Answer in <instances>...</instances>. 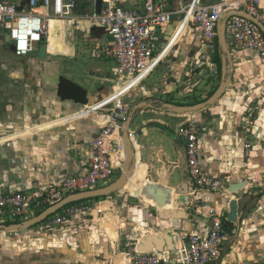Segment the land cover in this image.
<instances>
[{
  "label": "crops",
  "instance_id": "crops-1",
  "mask_svg": "<svg viewBox=\"0 0 264 264\" xmlns=\"http://www.w3.org/2000/svg\"><path fill=\"white\" fill-rule=\"evenodd\" d=\"M22 1L27 3V0ZM76 1L77 15L96 11L97 0ZM187 1L169 0V7L176 10ZM229 1L234 0H205L208 5ZM119 4L126 10H141L144 0H119ZM176 21L159 30L165 43L158 62L162 61L159 66L167 65L168 70L154 75L157 68L146 83L127 88L123 95L117 96L131 108L128 118L136 106L150 105L135 114L134 120L139 118L140 126L133 129V121L130 127L137 170L129 186L110 197L73 205L89 211L72 216L59 229L45 230L44 221L25 232L0 231V264H128L125 255L130 249L137 253H162L173 251L177 240L190 233L207 235L213 222L210 211L220 218L228 234L218 264H264V60L253 51L230 45L231 83L214 106L190 115L161 112L165 104H190L181 102L186 90L193 87H188L184 77L189 75V66L204 48L199 33L190 23L186 32L189 19H185L184 25L181 24L183 20L176 18ZM66 24L54 28L49 44L44 43L48 48L45 59L39 56L44 44L37 52L23 58L16 57L13 49L7 52L0 47V195L26 192L38 202L42 200L41 189L87 173L91 164L90 144L102 131L106 121L104 111H111V101L121 89L114 81L115 63L98 56L111 41L107 32L89 23L79 28ZM54 31L61 32V50L55 47ZM75 31L91 38L94 44L81 52L69 43L73 55L67 56V37ZM5 39L9 42L2 34L0 42ZM86 53L97 61L96 65H87V76L79 72L78 76L74 75L70 67L66 70L63 59L50 60L51 54L62 55L60 58L82 65L78 58H84ZM216 53L217 47L208 57L211 68H207V73L213 70L212 73L219 75L213 92L222 81V62L220 73L214 61ZM13 58L22 62L24 76H14V66H10ZM29 69L34 72V78L26 72ZM58 78L78 79L80 82H74L88 91L90 104L80 107L61 101L54 81ZM172 79L175 82H171ZM210 95L197 101L204 102ZM255 103L262 109L253 118L248 111ZM187 120L205 128L200 135V164L205 175L224 181L225 193L196 191L187 182L186 148L177 132ZM175 122H178L176 143L171 138L174 133L170 127ZM140 132L141 138L135 139ZM176 170L185 178L177 185L172 183ZM115 173L111 183L100 188L117 182L122 170ZM185 182L187 188L183 189ZM243 182L248 194L261 197L246 216L238 215V221L232 223L229 221L230 203L236 201L238 195L232 194L230 188ZM154 184L173 191L171 205L159 208L153 198L143 193ZM51 206L36 207L35 215L0 225L27 222ZM69 207L51 217L59 216ZM148 237L153 238L149 252H142L139 248Z\"/></svg>",
  "mask_w": 264,
  "mask_h": 264
},
{
  "label": "built area",
  "instance_id": "built-area-1",
  "mask_svg": "<svg viewBox=\"0 0 264 264\" xmlns=\"http://www.w3.org/2000/svg\"><path fill=\"white\" fill-rule=\"evenodd\" d=\"M264 0H234L218 5H208L205 0H192L181 9L169 7V0H144L141 10H126L119 0H104L100 14L93 11L79 16L76 0H0V32L12 45L16 57H28L37 52L40 44L48 43L50 22L57 19L79 28L81 22L104 29L111 41L98 56L115 63L114 81L121 87L111 102L113 108L106 113L102 131L90 144L91 164L84 175L65 180L41 189L42 200L26 192L0 195V224L17 222L36 214L35 208L54 205L73 194L89 192L111 183L115 172L122 170L125 148L121 125L128 118L131 108L117 96L127 88L143 84L158 68L164 40L159 30L176 21L189 19L196 28L205 53H214L217 47V26L228 12H245L264 25ZM228 45L250 50L264 60V33L253 22L242 16H232L226 26ZM47 44V45H48ZM209 57V55H208ZM205 131L197 123L187 120L178 129L185 140L187 182L196 191L223 194L227 191L224 181L204 174L200 164V135ZM249 148V144L246 145ZM86 207H69L57 217L45 222V230L53 231L67 224L74 215L88 212ZM103 210H100V212ZM212 227L207 235L190 233L177 240L173 251L162 253H137L130 249L125 255L128 264H218L223 255L228 234L220 218L213 212ZM262 264V263H255Z\"/></svg>",
  "mask_w": 264,
  "mask_h": 264
},
{
  "label": "water",
  "instance_id": "water-1",
  "mask_svg": "<svg viewBox=\"0 0 264 264\" xmlns=\"http://www.w3.org/2000/svg\"><path fill=\"white\" fill-rule=\"evenodd\" d=\"M103 4H104V0H97L96 3L97 13L100 14L103 8ZM232 16H242L246 18L247 20L255 23L264 33V25L250 14H247L245 12L225 13L222 16V19L217 26V38H218V45L220 48V55L222 62V81L218 90L213 94V96H211L203 103L192 106H176L172 104H165L160 108L161 112H168L175 115H190V114L198 113L209 107L214 106L225 94L228 86L231 83V64H232L231 50L229 48L226 39V26L229 18H231ZM176 23H178V21H176L175 24ZM174 25H172V27ZM47 52H48V48L44 44L40 49V53H39L40 58L45 59L47 57ZM54 81L55 84L57 85V96L61 101L72 102L80 107H87L90 104L88 91L85 90L84 88L80 87L79 85L65 78H58L57 80ZM147 106L150 105L140 104L136 106L131 112L129 118H127V120L123 123L122 140L125 148L126 158L122 166L121 177L117 182L97 190L70 195L64 198L59 203L51 206L49 209L45 210L42 214H40L34 219H31L21 224H15L10 226L0 225V231L9 232V233L25 232L35 226L42 224L49 217H51L52 215L56 214L57 212L61 211L63 208L71 204L86 200H91V199L110 197L115 193L123 191L129 184V181L135 176L137 170V157H136V152L133 145L132 137L130 134V127L132 122L134 121L135 114L139 110H141L142 108H146ZM141 136H142V132L136 135L135 139L139 140ZM184 161L185 158H183L182 162ZM245 187H246V183L243 182L240 184L232 185L230 188V192L232 194L238 195V199L230 203L231 212L229 215V221L232 223H236L238 221V215L243 214V216H246L257 205L258 201L260 200L261 196H253L251 194H248L245 190ZM186 188H187V183L185 182V184L183 185V189ZM143 193L146 194L148 198L150 199L153 198L156 201L159 208H165L171 205L172 203L173 191L170 188L164 187V185L161 184L149 185L147 188H145V190H143ZM173 214L174 216H177V213H173ZM152 239L153 238L148 237L147 239L143 240L139 250L142 252H149V245L152 242Z\"/></svg>",
  "mask_w": 264,
  "mask_h": 264
},
{
  "label": "rangeland",
  "instance_id": "rangeland-1",
  "mask_svg": "<svg viewBox=\"0 0 264 264\" xmlns=\"http://www.w3.org/2000/svg\"><path fill=\"white\" fill-rule=\"evenodd\" d=\"M191 0H188L184 5H182L180 8L187 6L188 4H190ZM172 5V4H171ZM173 7V6H172ZM185 19L181 22V24H185ZM188 23L185 25L186 28V32L188 31ZM61 31V30H60ZM60 31H54L53 34V39L55 41V47L59 50H61L62 48V39H61V32ZM72 31H74L72 29ZM0 37L2 38V32H0ZM67 41L68 43L74 44L75 46H77L78 49H80L81 52L89 50L91 47L93 41H91V38L88 39L86 37V35L82 34V33H78L77 31H75V33L72 34V36H68L67 37ZM40 44L38 46V48L41 47ZM0 47H4L5 51L7 52H12V45L10 42H8L7 39L2 40V42H0ZM38 55V54H35ZM53 56L50 57L51 61H56L58 59H63L64 60V64L67 66L66 70H70V68H72V73L74 75L77 74L78 76V72L84 76H87V65L88 66H92V65H96L97 61H95L92 57L90 53H86L84 55V58H78L80 61V64L82 65H78L76 63V61L70 60V59H64V58H60L63 57L62 55H54L51 54ZM208 55H210V53H205V49L202 48V50L199 52V56L196 57L191 65L189 66L187 72H188V76L186 75L184 77V82L188 85V87L190 88V86L192 88H188L189 90H186L187 93L185 94V97L182 99V103H191V102H195L197 100H204V97H208L210 95L211 92H213L215 90V88L218 85V76L217 74L212 73L213 70L208 71L207 73V68H211L209 65V60H208ZM56 56V57H54ZM59 57V58H58ZM84 63V64H83ZM207 63V64H204ZM14 66V76H18L19 74H21L20 76H24V70L23 68L20 66L22 65V62H20L19 59L13 58V63L10 64V66ZM214 69V68H213ZM168 70V66L167 65H161L158 67V69L156 70L154 75H160L162 71H167ZM26 72H29V76L34 78V72H32V70H27ZM6 70H4V74L5 75ZM76 76V78H77ZM65 77V76H63ZM76 79L72 80V82H74ZM189 80H191V82H189ZM75 82H80L78 79ZM74 82V83H75ZM148 82V81H147ZM171 82H175L173 79L171 80ZM146 83V82H145ZM79 85V83L77 84ZM186 85V86H187ZM186 88V87H185ZM262 109V106L257 105V103L252 104L251 108L249 109V114L253 115V118H256L257 115L260 113V110ZM185 118V117H184ZM140 119L139 118H135L133 124H132V128L133 129H137L140 126ZM171 132L174 133V135H171L172 140L176 143L175 139H177V135H176V130L178 127V122L173 123L171 126ZM180 140V142L184 145V147L186 148V142L185 140L178 138ZM169 146L172 147L173 144H170L168 141L166 142ZM185 175V172H184ZM184 176L182 175L180 170H176L174 172V176L172 177V183L177 185L179 184L182 180H184L185 178H183Z\"/></svg>",
  "mask_w": 264,
  "mask_h": 264
},
{
  "label": "bare ground",
  "instance_id": "bare-ground-1",
  "mask_svg": "<svg viewBox=\"0 0 264 264\" xmlns=\"http://www.w3.org/2000/svg\"><path fill=\"white\" fill-rule=\"evenodd\" d=\"M84 23H87V22H81L80 25L84 24ZM65 26L66 22H63V21H60V20H57V19H52L51 22H50V34L52 32V30L54 28H57V27H62L63 25ZM67 25V24H66ZM70 27H68V30H69ZM65 54L67 56H72L73 55V52L70 50V44L68 43L67 41V44H66V51H65ZM129 186V185H128Z\"/></svg>",
  "mask_w": 264,
  "mask_h": 264
},
{
  "label": "trees",
  "instance_id": "trees-1",
  "mask_svg": "<svg viewBox=\"0 0 264 264\" xmlns=\"http://www.w3.org/2000/svg\"><path fill=\"white\" fill-rule=\"evenodd\" d=\"M215 63L218 65V68H219V72L221 73V55H220V48H219V45H217V53H216V57H215ZM215 92H213L211 95L213 96V94H214ZM210 95V96H211ZM203 103V101H195V102H193V103H190V104H187V106H190V105H196V104H200V103ZM86 201H88V200H86ZM86 201H82V202H78V203H83V202H86ZM78 203H74V204H71V205H69V206H73V205H75V204H78ZM68 206V207H69Z\"/></svg>",
  "mask_w": 264,
  "mask_h": 264
}]
</instances>
